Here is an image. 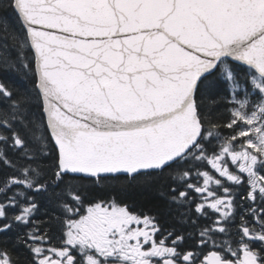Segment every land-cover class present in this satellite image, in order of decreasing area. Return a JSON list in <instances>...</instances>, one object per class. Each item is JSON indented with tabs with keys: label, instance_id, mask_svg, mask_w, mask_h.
I'll return each mask as SVG.
<instances>
[{
	"label": "snow or ice",
	"instance_id": "obj_1",
	"mask_svg": "<svg viewBox=\"0 0 264 264\" xmlns=\"http://www.w3.org/2000/svg\"><path fill=\"white\" fill-rule=\"evenodd\" d=\"M9 72L0 264H264V0H0Z\"/></svg>",
	"mask_w": 264,
	"mask_h": 264
},
{
	"label": "trees",
	"instance_id": "obj_2",
	"mask_svg": "<svg viewBox=\"0 0 264 264\" xmlns=\"http://www.w3.org/2000/svg\"><path fill=\"white\" fill-rule=\"evenodd\" d=\"M12 17L11 13H8ZM0 78L11 82L17 87L30 86V81L22 78L16 73H0ZM98 198L116 199L123 204L128 205L133 210L141 213L148 212L157 214L160 211L162 197L154 189H146L143 186H128L126 182H112L111 187L103 188L99 191Z\"/></svg>",
	"mask_w": 264,
	"mask_h": 264
},
{
	"label": "flooded vegetation",
	"instance_id": "obj_3",
	"mask_svg": "<svg viewBox=\"0 0 264 264\" xmlns=\"http://www.w3.org/2000/svg\"><path fill=\"white\" fill-rule=\"evenodd\" d=\"M105 200H111V199H105ZM132 209V208H131ZM133 210V209H132ZM134 211H136V210H134ZM136 212H138V213H141V212H139V211H136ZM141 214H149V215H156V214H153V213H148V212H143V213H141ZM167 226V225H166Z\"/></svg>",
	"mask_w": 264,
	"mask_h": 264
}]
</instances>
